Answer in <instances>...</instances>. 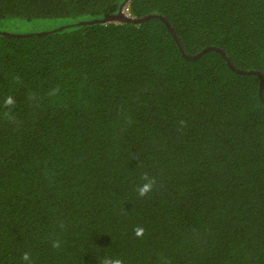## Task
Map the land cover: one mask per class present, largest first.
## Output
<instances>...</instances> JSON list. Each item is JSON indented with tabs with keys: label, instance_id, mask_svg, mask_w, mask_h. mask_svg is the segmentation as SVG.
<instances>
[{
	"label": "trees",
	"instance_id": "16d2710c",
	"mask_svg": "<svg viewBox=\"0 0 264 264\" xmlns=\"http://www.w3.org/2000/svg\"><path fill=\"white\" fill-rule=\"evenodd\" d=\"M119 12L264 79V0H0V264H264L260 75Z\"/></svg>",
	"mask_w": 264,
	"mask_h": 264
},
{
	"label": "clouds",
	"instance_id": "9594fccd",
	"mask_svg": "<svg viewBox=\"0 0 264 264\" xmlns=\"http://www.w3.org/2000/svg\"><path fill=\"white\" fill-rule=\"evenodd\" d=\"M14 101L12 99V97H9L6 101V104L11 105L13 104ZM142 180L144 181L143 184H141L140 186H138L137 188V192L139 194L140 197H145L147 196L154 188L155 184H156V178L149 176L148 173H144L142 175ZM61 227H64L63 224L60 225ZM144 228L137 226L134 229V233L137 237H143L144 235ZM53 248H60L61 247V242L59 240H55L52 243ZM22 259L26 262H31V254L28 252H25L22 256ZM100 264H124V261L119 258V257H111V256H105L101 261Z\"/></svg>",
	"mask_w": 264,
	"mask_h": 264
},
{
	"label": "water",
	"instance_id": "95a60500",
	"mask_svg": "<svg viewBox=\"0 0 264 264\" xmlns=\"http://www.w3.org/2000/svg\"><path fill=\"white\" fill-rule=\"evenodd\" d=\"M152 16H156V17H159L161 18L166 24L167 26L169 27V29L171 30V32L173 33L174 37L176 38V41L178 42L179 46H180V49L181 51L183 52L184 56H186L187 58L189 59H196L198 57H200V55H202L204 52L210 50V49H213V50H217L219 52L222 53V55L225 56V53L217 46H209V47H205L204 49H202L199 53H196L194 55H189V54H186L184 53L183 51V48L181 46V42L179 41L175 31L173 30V28L171 27V25L168 23L167 19L163 16V15H160V14H149V15H145L143 17H140V18H129L125 15H123L121 12H119L118 14H115V15H111L109 17H107L106 19H122V20H129V21H132V22H140L142 21L144 18H149V17H152ZM104 19V20H106ZM225 58L227 59L228 61V64L236 71V72H239V73H244V74H248V73H256V74H259L260 77H261V83H260V88H259V96L262 100V102H264V94H263V83H264V79H263V76L260 72L256 71V70H244V69H239V68H236L234 67L231 62L229 61V59L225 56Z\"/></svg>",
	"mask_w": 264,
	"mask_h": 264
}]
</instances>
